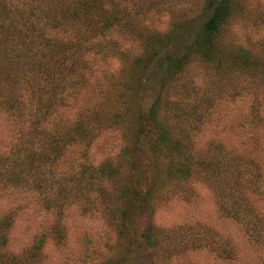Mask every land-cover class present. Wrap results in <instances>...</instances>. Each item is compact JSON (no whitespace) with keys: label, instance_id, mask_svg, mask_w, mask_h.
I'll list each match as a JSON object with an SVG mask.
<instances>
[{"label":"trees","instance_id":"obj_1","mask_svg":"<svg viewBox=\"0 0 264 264\" xmlns=\"http://www.w3.org/2000/svg\"><path fill=\"white\" fill-rule=\"evenodd\" d=\"M172 1L0 0V146L7 147L0 167L6 186L28 192L48 221L29 247L14 251L19 207L1 215L0 264H39L50 239L65 246L74 208L97 217L108 233L96 249L84 232L83 251L97 254L96 264H196L179 259L202 249L228 264H264V39L226 41L246 0H207L193 32L190 18L166 32L143 24L163 6L175 8ZM182 35L180 50L168 51ZM194 63L210 67L218 84L227 81L217 94L236 77L250 83L238 141H201L210 95L182 79ZM84 93V103L66 115L68 100ZM110 127L119 131V150L92 162L87 147ZM194 178L208 183L222 213L252 243L251 260L205 224L139 225ZM146 250L151 262L137 263L135 254Z\"/></svg>","mask_w":264,"mask_h":264},{"label":"rangeland","instance_id":"obj_2","mask_svg":"<svg viewBox=\"0 0 264 264\" xmlns=\"http://www.w3.org/2000/svg\"><path fill=\"white\" fill-rule=\"evenodd\" d=\"M207 0H173L172 7L163 6L159 11L151 12L147 18L143 19V24L148 28L166 32L170 30L175 21L191 19L192 25L190 32L195 31L203 22L208 11ZM175 3V4H174ZM245 14L242 18H237L230 23L227 30V43L249 44L259 39H264V0H246ZM183 35L173 42L168 51L177 53L184 41ZM153 67L151 68V72ZM149 72V74L151 73ZM148 74V75H149ZM213 70L201 63H194L184 72L182 79L193 82L195 88H198L204 96H209V101L203 104V109L207 112L202 118L201 141L205 142L212 139H223L226 141H238L241 138L240 128L243 125V116L248 111L252 102V93L250 83L246 78L236 77L234 81L229 82V88L226 85L223 91L216 93L221 84L227 83L226 80H220L219 84L213 77ZM215 79V80H214ZM213 88L215 91L211 95ZM223 87V86H222ZM86 94L78 98L69 99L68 106L63 108L66 115L75 114L78 108L84 103ZM214 101V104L211 103ZM217 113V115H216ZM216 115V116H215ZM121 145L119 131L110 127L87 147V155L92 162H98L106 157L117 153ZM4 146H0V149ZM86 147V146H81ZM7 151V147L1 152ZM143 162H147V155L141 154ZM0 167V216L8 210L14 208L17 204L18 215L15 224L11 247L14 251L25 250L33 241L34 234L48 225L46 212L30 194L21 191L17 193L6 186L4 175L5 171ZM27 195V196H26ZM73 217L72 237L65 246L50 239L44 246L39 264H96L94 256L90 258L89 252L83 251L85 240L83 235L85 231L91 233V241L96 245V249L108 235L99 224V219L84 213L81 208H74L71 212ZM86 214V215H85ZM150 218V219H149ZM154 220V222L170 227L178 224H205L220 234L229 237L241 252V260H251L255 254L254 247L247 240L239 225L231 218L225 216L220 210L216 195L208 183L200 178H194L181 183L173 193L164 196L157 205L152 217H144L139 225L145 226ZM112 237L113 234L109 233ZM84 244V247H83ZM85 252V254H83ZM152 255L150 250L139 251L135 254V261L151 262ZM180 263H186L188 260L196 264H228L227 262L215 257L211 252L202 249L189 251L182 256ZM135 262V263H136ZM230 264V263H229ZM234 264H239L234 263Z\"/></svg>","mask_w":264,"mask_h":264}]
</instances>
